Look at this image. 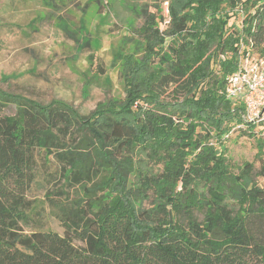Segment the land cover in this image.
Wrapping results in <instances>:
<instances>
[{
    "label": "trees",
    "instance_id": "16d2710c",
    "mask_svg": "<svg viewBox=\"0 0 264 264\" xmlns=\"http://www.w3.org/2000/svg\"><path fill=\"white\" fill-rule=\"evenodd\" d=\"M164 1L166 19L138 10L146 56L123 102L84 116L0 90V264H264V189L222 145L243 124L227 79L240 52L264 54V0L243 1L239 37L224 0Z\"/></svg>",
    "mask_w": 264,
    "mask_h": 264
},
{
    "label": "rangeland",
    "instance_id": "374dc122",
    "mask_svg": "<svg viewBox=\"0 0 264 264\" xmlns=\"http://www.w3.org/2000/svg\"><path fill=\"white\" fill-rule=\"evenodd\" d=\"M243 1L224 0L222 5L223 16L228 14L229 22L233 20V37L241 36V21L250 6L245 9ZM43 3L0 0V90L41 104L66 102L84 116L100 112L108 102H123L127 65L138 67L146 56V38L141 33L144 19L138 10L147 6L149 13L166 19L169 2L56 0L51 8ZM158 30L162 35L164 25ZM156 62L153 57L150 63L154 67ZM173 99L168 94L161 100L166 103ZM13 112L9 107L5 113ZM257 143H261L264 154V126L249 131L242 123L222 140L229 170L237 174L242 164H252V179L264 189V177L258 175L264 158L257 155ZM44 188L41 181L29 197L41 199ZM44 228L63 234L52 217L47 218Z\"/></svg>",
    "mask_w": 264,
    "mask_h": 264
},
{
    "label": "built area",
    "instance_id": "2783aa9c",
    "mask_svg": "<svg viewBox=\"0 0 264 264\" xmlns=\"http://www.w3.org/2000/svg\"><path fill=\"white\" fill-rule=\"evenodd\" d=\"M225 97L240 106L245 126H264V54L240 52L237 69L227 79Z\"/></svg>",
    "mask_w": 264,
    "mask_h": 264
}]
</instances>
